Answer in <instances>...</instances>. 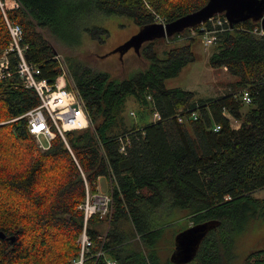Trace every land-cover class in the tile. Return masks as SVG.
<instances>
[{
  "label": "trees",
  "instance_id": "obj_1",
  "mask_svg": "<svg viewBox=\"0 0 264 264\" xmlns=\"http://www.w3.org/2000/svg\"><path fill=\"white\" fill-rule=\"evenodd\" d=\"M15 1L5 14L21 26L24 57L35 66L36 77L53 82L60 66L49 32H55L63 9L74 5ZM206 1L87 0L94 10L126 14L139 27L156 14L171 21ZM203 24L211 27L207 19L170 37L191 29L201 34ZM259 25L246 19L214 33L208 62L236 79L222 94L205 98L164 83L194 59V35L164 58L154 39L145 43L140 53L149 66L123 79L66 56L68 76L90 123L66 130L64 139L55 133L44 149L36 146L26 118H15L37 104L35 91L14 72L1 79L0 264H73L80 254L78 204L85 190L97 191L100 176L106 179L109 211L88 217L90 243L81 264H106V259L112 264H264L259 239L243 252L237 247L264 220V197L254 195L264 188V37L253 31ZM8 38L0 11V53ZM8 58L13 66L15 54ZM133 100L142 109L140 121L129 119ZM155 111L159 117H149ZM206 221L215 224L194 256L184 263L172 260L176 234Z\"/></svg>",
  "mask_w": 264,
  "mask_h": 264
},
{
  "label": "rangeland",
  "instance_id": "obj_2",
  "mask_svg": "<svg viewBox=\"0 0 264 264\" xmlns=\"http://www.w3.org/2000/svg\"><path fill=\"white\" fill-rule=\"evenodd\" d=\"M74 8L65 7L55 24V32H49V41L55 51H58L64 61L66 56L78 57L89 66L107 72L118 79L128 78L138 71L145 70L150 60L140 53L142 46L151 41H144L136 51L133 47L127 49L122 55L111 49L125 41L131 34L138 31L139 26L126 14L104 13L94 10L87 0H66ZM72 6V5H71ZM189 35H194L191 43L194 59L186 63L179 73L165 79L166 87H181L194 92V98H205L222 94L228 89L230 81L236 78L224 67H212L208 60L215 50L214 43H205L201 34L191 29L178 38L160 36L154 39L153 46L158 56L164 58L170 48L189 42ZM66 63V62H65ZM68 82L66 76L64 77ZM130 101H132L130 99ZM134 103V100H133ZM129 119L140 121L141 108L134 103L129 107ZM135 111L136 115L131 114ZM148 112V110H147ZM149 117H154L149 115ZM232 125L238 121L230 116ZM99 192L106 193V179L98 177ZM98 190V189H97ZM254 195L264 197V188L254 191ZM106 213L100 214L102 217ZM105 223L101 228H105ZM259 239L260 247H264V220L256 227L248 230L238 241L237 247L241 252L256 244Z\"/></svg>",
  "mask_w": 264,
  "mask_h": 264
},
{
  "label": "built area",
  "instance_id": "obj_3",
  "mask_svg": "<svg viewBox=\"0 0 264 264\" xmlns=\"http://www.w3.org/2000/svg\"><path fill=\"white\" fill-rule=\"evenodd\" d=\"M17 6L15 0H0V11L8 31V42L6 47L0 53V80L11 75L14 72L20 79L21 83L32 88L38 102L33 107L27 109L20 115L26 118V128L34 136L36 146L44 149L48 146L50 139L57 133L64 139V132L70 129H80L89 125L90 121L84 109L82 100L76 91L71 79H64L68 76L66 63L58 51L53 52V57L60 66V74L50 82L45 77H36L35 66L24 57V47L22 44V29L18 22L9 19L5 10ZM211 27L201 25V35L205 43L214 42V33L217 30L228 29L230 24L226 16H211L209 18ZM154 21L165 24L164 17L156 14ZM195 32V30H193ZM253 31L264 37V30L261 25L255 26ZM9 52L15 54L13 66H10L8 58ZM242 98L245 102L250 101L247 89L241 91ZM131 114L135 115L132 110ZM153 118L159 117L158 112L153 113ZM217 127V126H216ZM109 196L104 192L89 193L84 192L83 200L78 204L82 210V229L79 234L80 254L73 264H81L83 259L82 251L90 243L85 226L88 217L94 213L104 214L109 211ZM101 251H98L100 254ZM112 260L106 259V264H112Z\"/></svg>",
  "mask_w": 264,
  "mask_h": 264
},
{
  "label": "water",
  "instance_id": "obj_4",
  "mask_svg": "<svg viewBox=\"0 0 264 264\" xmlns=\"http://www.w3.org/2000/svg\"><path fill=\"white\" fill-rule=\"evenodd\" d=\"M217 13H223L230 25L234 22L251 19L258 21L264 30V0H207L199 8L171 21H166L165 24L153 21L140 26L138 31L131 34L111 51H118L120 55L130 47L139 51V47L144 41L153 40L160 36L170 37L176 32L184 31L185 28L202 23ZM214 224L215 221H206L179 231L175 236L176 247L171 254V259L177 263L189 261L194 256L202 236ZM2 236L3 233L0 231V237Z\"/></svg>",
  "mask_w": 264,
  "mask_h": 264
},
{
  "label": "crops",
  "instance_id": "obj_5",
  "mask_svg": "<svg viewBox=\"0 0 264 264\" xmlns=\"http://www.w3.org/2000/svg\"><path fill=\"white\" fill-rule=\"evenodd\" d=\"M224 68H225V67H224ZM238 124H239V122H238ZM238 124H237V125H238ZM237 125H236V126H237ZM233 126H234V125H233ZM96 188L98 189L97 191H99V187H98L97 182H96Z\"/></svg>",
  "mask_w": 264,
  "mask_h": 264
}]
</instances>
